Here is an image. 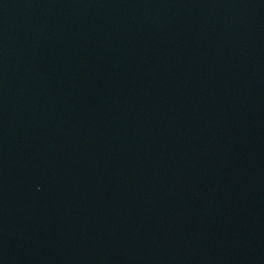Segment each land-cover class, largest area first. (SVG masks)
I'll list each match as a JSON object with an SVG mask.
<instances>
[{
  "label": "water",
  "instance_id": "obj_1",
  "mask_svg": "<svg viewBox=\"0 0 264 264\" xmlns=\"http://www.w3.org/2000/svg\"><path fill=\"white\" fill-rule=\"evenodd\" d=\"M0 264H264V0H0Z\"/></svg>",
  "mask_w": 264,
  "mask_h": 264
}]
</instances>
